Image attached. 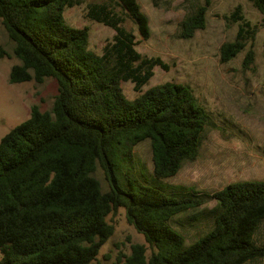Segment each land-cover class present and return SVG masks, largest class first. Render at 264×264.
Here are the masks:
<instances>
[{"label": "trees", "instance_id": "16d2710c", "mask_svg": "<svg viewBox=\"0 0 264 264\" xmlns=\"http://www.w3.org/2000/svg\"><path fill=\"white\" fill-rule=\"evenodd\" d=\"M112 1L137 26L139 41L148 40L150 22L139 1ZM82 2L0 0V21L20 61L9 82H57L51 110L34 105L0 141V264H90L114 234L108 217L122 208L148 246L131 244L110 264H248L263 258L264 247L254 238L264 222V180L235 182L212 194L213 227L190 244L172 221L203 198L167 194L137 180L140 171L152 174L135 166L137 144L150 141L156 179L175 177L198 158L209 117L188 84L166 82L143 91L155 67L168 66L137 51L136 35L108 4L88 6L87 18L115 30L102 55L92 51L89 28L65 18ZM252 2L264 24V0ZM211 4L204 0L181 22L178 38L191 39L206 27ZM232 17L239 31L222 45V63L244 51L256 33L240 9ZM6 55L0 46V58ZM253 59L249 51L246 63ZM125 82L134 85L135 99L126 98Z\"/></svg>", "mask_w": 264, "mask_h": 264}, {"label": "rangeland", "instance_id": "374dc122", "mask_svg": "<svg viewBox=\"0 0 264 264\" xmlns=\"http://www.w3.org/2000/svg\"><path fill=\"white\" fill-rule=\"evenodd\" d=\"M150 22L151 36L139 41L134 22L125 16L112 0H83L81 5L65 12L69 25L88 27L89 48L103 54L111 43L115 30L87 18L90 4H108L113 12L124 18L122 26L136 35L140 42L136 49L143 56L159 57L168 69L155 67L154 76L143 91L166 82L188 84L206 110L209 121L198 158L185 163L175 177L158 180L153 174L150 141L140 142L134 148L135 166L145 167L135 177L145 185L161 189L167 194L192 192L203 198V204L177 215L172 225L186 239L195 242L213 227L211 210L217 206L212 194L229 184L239 181L264 180V24L262 14L252 0H212L206 15V27L196 31L191 39H180L181 22L204 0H138ZM240 9L245 21L256 30L253 40L244 51L228 63L220 60V49L226 42L236 39L239 23L232 15ZM0 46L7 55L0 58V141L13 128L30 117L31 109L38 105L49 111L57 94V82L53 78L11 84L12 66L20 61L14 56L13 43L9 40L0 21ZM249 51L253 61L246 63ZM128 100L138 93L131 82L122 84ZM103 189H107L101 172ZM186 195V194H184ZM179 195V196H184ZM115 227L114 234L102 247L96 260L90 264H110L119 252L129 253L134 243L148 244L127 218L125 209H119L108 217ZM257 246L264 247V222L255 235ZM2 254L0 251V261ZM248 264H264V257Z\"/></svg>", "mask_w": 264, "mask_h": 264}]
</instances>
